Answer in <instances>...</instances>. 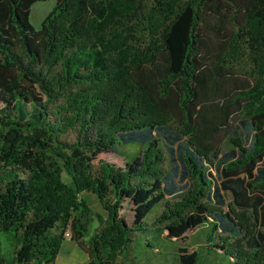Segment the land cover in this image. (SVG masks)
Returning <instances> with one entry per match:
<instances>
[{
  "label": "trees",
  "instance_id": "trees-1",
  "mask_svg": "<svg viewBox=\"0 0 264 264\" xmlns=\"http://www.w3.org/2000/svg\"><path fill=\"white\" fill-rule=\"evenodd\" d=\"M38 1L0 0V264H54L66 238L125 264L150 230L180 264H264V0H57L35 29Z\"/></svg>",
  "mask_w": 264,
  "mask_h": 264
},
{
  "label": "rangeland",
  "instance_id": "rangeland-1",
  "mask_svg": "<svg viewBox=\"0 0 264 264\" xmlns=\"http://www.w3.org/2000/svg\"><path fill=\"white\" fill-rule=\"evenodd\" d=\"M56 2L57 0H46L38 1L33 4L30 20L35 29L41 28L43 20L55 7ZM238 126L241 134L246 140L245 143L249 145L252 132L249 129L245 128V126H240L239 124ZM231 149V145H229L226 141L223 142L222 151L225 155L229 153ZM101 158L110 162H122L121 157L114 152L104 153L101 155ZM214 172H216L219 182L225 181V177L221 174L220 171ZM63 179L66 182H70L71 180L70 176L65 171L63 172ZM82 196L94 209L99 211L102 210V207L95 194L84 192ZM225 197L229 202H232V204L236 206L234 197L230 194V192L228 194H225ZM236 208L240 209L238 206ZM250 210V213L254 216V219L259 222V220L262 219L264 215L263 206L255 202L250 207ZM122 212L128 220H132L133 214L127 206H125ZM152 215L153 213H151L150 218ZM207 232L208 229H197L189 238L190 245L196 246L201 239H206ZM146 239H149L151 241V244L154 248L148 246ZM1 240L2 252L7 261L12 263L16 247V237L14 232H3L1 234ZM70 241L72 242L73 240L71 238H66L65 240H63L54 264H81L88 262L89 255L87 251L81 245H78L73 251L70 250L68 247V243ZM133 245V251H126L125 255L122 257V261L125 264H180L178 258L179 248H181L183 244L162 237L153 230L147 231L146 233H141L138 238L135 239ZM198 251L200 253L198 264H230L228 256L226 255L209 252L208 249H204L202 247H200Z\"/></svg>",
  "mask_w": 264,
  "mask_h": 264
},
{
  "label": "crops",
  "instance_id": "crops-1",
  "mask_svg": "<svg viewBox=\"0 0 264 264\" xmlns=\"http://www.w3.org/2000/svg\"><path fill=\"white\" fill-rule=\"evenodd\" d=\"M214 173H215V172H214ZM218 182H219V181H218ZM219 183H221V182H219ZM100 211H102V210H100ZM71 239H72V238H71ZM72 240H73V239H72ZM68 245H69V246H68L69 249L73 251V250H74L79 244L77 243V241H74V240H73L72 242L70 241V242L68 243ZM88 255H89V254H88Z\"/></svg>",
  "mask_w": 264,
  "mask_h": 264
},
{
  "label": "built area",
  "instance_id": "built-area-1",
  "mask_svg": "<svg viewBox=\"0 0 264 264\" xmlns=\"http://www.w3.org/2000/svg\"><path fill=\"white\" fill-rule=\"evenodd\" d=\"M68 237L70 236V232H67V234H66Z\"/></svg>",
  "mask_w": 264,
  "mask_h": 264
}]
</instances>
